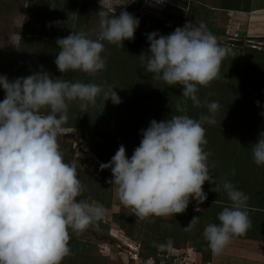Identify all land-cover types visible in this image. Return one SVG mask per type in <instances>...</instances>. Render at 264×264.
Here are the masks:
<instances>
[{
	"label": "clouds",
	"instance_id": "1",
	"mask_svg": "<svg viewBox=\"0 0 264 264\" xmlns=\"http://www.w3.org/2000/svg\"><path fill=\"white\" fill-rule=\"evenodd\" d=\"M47 3L56 8L55 0ZM114 6L120 5H113L110 14L98 12L94 38L73 26L67 37L57 39L58 72L99 73L106 65L105 44L122 49L123 41L134 38L139 19L127 11L115 16ZM147 41L148 52L140 56L145 71L169 87L180 86L185 104L190 100L200 107L197 93L216 79L226 54L215 36L205 25L189 22L168 35L150 33ZM0 89L5 94L0 101V264H61L70 254L69 229L83 232L103 209L77 199L84 185L64 161L57 137L71 103L87 113L98 97L104 104L119 105L121 100L114 88L53 78L43 70L12 80L0 76ZM176 108L181 114L152 120L141 130L142 139L130 158L121 145L100 169L111 170L108 183L121 204L140 219L182 214L190 200L203 204L205 182L214 184L215 192L223 190L231 204L218 214L219 223L208 224L203 232L210 250L219 254L232 237L250 227L248 197L230 181L216 182L203 147V123H215L219 103H207L209 114L199 119L185 114L181 104ZM251 155L257 167H264V133L251 145ZM197 220L194 217L186 228Z\"/></svg>",
	"mask_w": 264,
	"mask_h": 264
},
{
	"label": "trees",
	"instance_id": "2",
	"mask_svg": "<svg viewBox=\"0 0 264 264\" xmlns=\"http://www.w3.org/2000/svg\"><path fill=\"white\" fill-rule=\"evenodd\" d=\"M143 2L144 0H133L129 7L122 10L139 19V27L134 33V38L131 41H123L122 49L105 44L102 56L106 60V65L113 71V76L107 75L106 65V69L98 73L101 74L98 78L96 75L81 72L61 74L54 67L58 49L54 45L53 47L45 46L46 40H40L37 43L40 46L38 49H33L34 47L28 41L27 44L20 45L18 50L12 51L11 55H6L5 59L0 56V60H7L1 69H6V77L9 80L27 77L33 72L43 70L49 74H55V77L51 74L54 78L69 80L70 77L71 81L95 83L105 89L114 88L121 100L119 105H113L111 101H106L104 104L101 96L97 98L96 105L89 107L85 113L78 103H71L68 121L63 128L77 129L89 151L100 163H108L121 145L125 147L126 155L130 158L142 139L141 130L146 129L152 120L159 122L172 115L181 114L177 112V104L185 108V114L199 119L201 115L209 114L207 103L218 102L220 108L215 113V123H203L207 140V144L203 147L210 154L208 162L212 168V175L218 184H222L225 180L230 181L248 197L245 211L250 220V227L244 234L234 237L264 242V167H257L251 155V145L257 141L261 133H264V115H262L264 113V62L255 61V57L264 59V51L250 47L233 48L238 53L232 55L226 51L227 46L219 43L225 49V56L233 60L236 65L240 79L237 78L235 82L224 81L217 75L207 87L199 89L197 95L201 100L200 107H193L190 100L185 104L180 86L169 87L162 81L154 79L153 74L145 71L144 62L140 56L148 52V34L156 32L168 35L186 23L197 24L201 15L193 7H186L184 9L187 10L189 20L184 25H178L168 20L140 14L139 9ZM84 8H86L84 15H91L92 20L89 23L91 25L94 15H97L96 8L87 6ZM81 24L79 22V25ZM89 28L91 27H78L77 31L83 30L90 35L92 31ZM210 31L212 33L214 30ZM217 36H225V32ZM39 51L42 54L41 65L45 63L46 56H50L48 69L41 68V65L37 68L34 61L28 60L29 57L39 55ZM117 55L120 57L118 62ZM110 58L114 59L110 60ZM247 59L249 60L246 61ZM104 70L105 76L102 74ZM221 71H223L222 67ZM76 75L78 77L75 78ZM4 96L3 90L0 89V101L4 99ZM57 142L64 161L76 169L78 179L84 185V191L77 199L83 201L90 199L105 206L109 205L104 198L105 194L111 193L114 189L108 183L112 179L111 170L99 169L100 173L96 177L88 174L80 167L73 165L67 152V143ZM214 188L215 185L208 182L203 185V191L207 194L205 201L210 202L211 205L200 212L191 208L194 200H190L191 205L182 214L174 217L150 216L149 218H153L154 222L143 225L140 257L154 258L156 263H159L157 256L165 253L166 241L171 239L176 249H185L190 246L200 254L202 264L210 263L212 251L204 239V229L208 224L219 223L218 214L224 207L231 204L223 190L215 192L212 190ZM126 216L127 218L121 214L113 218L125 230L127 237L134 238L137 226L133 222L136 215L130 210ZM194 217H198L197 222L190 228H186ZM91 225L105 231L109 230V227L98 219ZM84 246L70 238V254L61 264H66L69 257L83 258L86 252Z\"/></svg>",
	"mask_w": 264,
	"mask_h": 264
},
{
	"label": "rangeland",
	"instance_id": "3",
	"mask_svg": "<svg viewBox=\"0 0 264 264\" xmlns=\"http://www.w3.org/2000/svg\"><path fill=\"white\" fill-rule=\"evenodd\" d=\"M131 1L133 0H113L111 1V3L107 4V7L111 11L113 5H120V6H114V13L117 16H119V14L121 13L123 9L130 6ZM258 2H262V0H258ZM12 5L14 6V8L15 6H17V11H23V8H22L23 1L22 0H14ZM95 8H97V6ZM183 9L184 8L181 9L180 6L178 5L174 6L173 3L167 2L166 0H163V3H159V4L156 2V0H144L143 4L141 5L139 9V13L145 16L156 18V19L168 20L169 22H172L178 25H184L189 20V18L187 17V10L185 9L183 10ZM85 11H86V8L81 9L80 15L78 16V22L87 23L86 17L84 15ZM0 18L2 19V20L0 19V28H3V25H4V27H7L8 29H10L9 27L13 25L11 19L10 18L4 19L2 16ZM98 22H99V19L93 27V30L95 31L97 30ZM197 24L205 25L206 29L211 33V31L208 29V23L204 17L201 16ZM93 30L90 33V36H93L94 38L95 31L93 32ZM2 31L4 32V29L2 30L0 29V56H2V59H5L6 55L12 54L11 52L14 46V42H13L14 39L12 36H10V39L6 40V38L3 35L4 33ZM223 32L224 31H213L211 34H214V36H217V34H222ZM41 33H42V30H41ZM242 40L245 41L244 47H250V48H255L257 50L264 51V39L244 35ZM46 41L47 42L44 43L45 46L48 45V47L49 46L53 47V45H55L54 41H49V40H46ZM36 42H39V41H36ZM38 45L39 44L35 43L33 45L34 47L33 49H38L40 47ZM244 47L239 48V49H243ZM233 48L234 47H228L226 51L232 55L235 53H238L235 50H233ZM39 53H40L39 55L35 57H29L28 59L29 61H34V63L37 65L36 66L37 68H39L41 65V57H42L41 51H39ZM116 57H117V62H118V59L120 57H118V55ZM49 58L50 56H46L45 63L41 65V68H45V67H47V69L49 68L48 61L50 62L51 60ZM113 59L114 58H110V60H113ZM249 59H247L246 61H248ZM255 59H256L255 61H258V62H261V63L264 62V59L262 58L255 57ZM6 61L7 60H4V61L0 60V64H1L0 65V75L2 76H6V73H5L6 69H1L2 66H4L3 64L6 63ZM106 66L108 67L107 75H110V74L112 75L113 71L110 70V67L108 65ZM221 67L223 71H221ZM102 74L105 76L106 71L104 70ZM52 75L55 77V74H52ZM94 75H96V78L101 76V74H98V73ZM76 77L78 76L76 75L75 78ZM218 77L224 81H234V82L237 78L240 79V75L237 73V70H236V65H234L233 60H229L227 56H224L221 61L220 69L218 72ZM69 80H71L70 77H69ZM57 141L61 142L62 144L67 143L68 145L67 152L69 156L71 157L74 166L80 167L83 171L87 172L88 174L92 176L96 177L99 175L100 166H93V159L94 158L96 159V157L89 151L88 147L85 145L77 129H73V128L63 129V131L58 135ZM99 163L100 162H96L97 165L101 164ZM105 195L106 197L104 198V200L106 203H109V205L107 206L97 201L90 200V199H87L86 201L89 202L90 204H93L94 206H98L103 209L102 215L98 220L102 221L103 224L107 225L109 227V230L105 231L104 229H99L97 226H92L91 224L83 232L79 234L73 233L72 230L69 229L70 238L77 240L78 242L84 244L85 245L84 249L86 252L84 253L83 258L81 256L76 257L75 259L74 257H69L66 260V264H152L153 262H155L156 259L154 258H146V259L144 258L143 259L140 257V255H142L141 249H140V240L142 239L141 236L143 234V225L153 223L154 219L149 218V217L140 219L136 216L133 223L134 225L137 226L136 227L137 229L134 232V238H129L126 235L125 230H123L119 226V223L117 221L116 222L114 221L113 216L122 214L123 217L127 218L126 215L129 213L131 209L126 208L124 205L121 204V202L119 201L118 197L115 194V188L111 190V193L108 192ZM210 205L211 203L207 201L199 205L197 204L196 201H194L191 208H194V211H196L195 209L197 207L203 210L205 208L210 207ZM129 248L137 250L138 256L134 257L129 252ZM165 248H166L165 253L159 254L157 256V259L159 260V264H171V261L173 260L174 256H177V255H181L182 258H184V261L183 260L181 261L185 264H189V263L194 264V262H192L193 260L195 261V264H202L200 254H198L195 251V249L190 246H188L185 249H176L173 246L172 240L168 239L166 241ZM216 255H218V261H222V256H221L222 252ZM190 257H191V260H188L190 259ZM240 259L242 260V258ZM221 263L222 262H220V264Z\"/></svg>",
	"mask_w": 264,
	"mask_h": 264
},
{
	"label": "crops",
	"instance_id": "4",
	"mask_svg": "<svg viewBox=\"0 0 264 264\" xmlns=\"http://www.w3.org/2000/svg\"><path fill=\"white\" fill-rule=\"evenodd\" d=\"M13 1L0 0V17L10 18L13 24L10 29L2 24L3 28L0 29H4L2 32L6 40H9L10 36L13 37L12 51H15L28 41L32 46L40 40L54 41V46L57 47V39L67 37L73 26L75 30H78V27L90 26L89 29L92 31L99 19L98 13L94 15L91 25L89 23L92 18L88 14L85 15L87 23L79 25L78 16L81 9L86 6L89 8L97 6L95 13L105 11L110 14L107 4L113 0H55V9H50L47 0H22L23 11H17V6L14 8L12 5ZM180 1L181 3H171L180 6L181 9L193 7L205 18L209 30L224 31L226 36L238 39H243L244 35L264 39V0L262 2L258 0ZM114 15L116 16L115 13ZM57 21L61 24L56 25L54 22ZM215 255L212 252V261L208 264H220V262L221 264H264V242L232 237L222 251V261H218V255Z\"/></svg>",
	"mask_w": 264,
	"mask_h": 264
},
{
	"label": "water",
	"instance_id": "5",
	"mask_svg": "<svg viewBox=\"0 0 264 264\" xmlns=\"http://www.w3.org/2000/svg\"><path fill=\"white\" fill-rule=\"evenodd\" d=\"M169 2H175V3H181L180 0H166ZM215 38L218 40L220 44H223L228 47H234V48H242L245 46V41L238 38L228 37V36H215ZM128 248V247H127ZM129 252L134 256H138L137 250L130 249Z\"/></svg>",
	"mask_w": 264,
	"mask_h": 264
},
{
	"label": "built area",
	"instance_id": "6",
	"mask_svg": "<svg viewBox=\"0 0 264 264\" xmlns=\"http://www.w3.org/2000/svg\"><path fill=\"white\" fill-rule=\"evenodd\" d=\"M96 162H99L97 159H93V166H100V165H97L96 164ZM100 164V163H99ZM189 255V254H188ZM181 260H183L184 261V258H182V256L181 255H177V256H174V258H173V260L171 261V264H185V263H183ZM188 260H191V257H190V259H188ZM192 262H194V264H195V261L193 260ZM152 264H159V263H156V261L155 262H153ZM189 264H191V263H189Z\"/></svg>",
	"mask_w": 264,
	"mask_h": 264
}]
</instances>
